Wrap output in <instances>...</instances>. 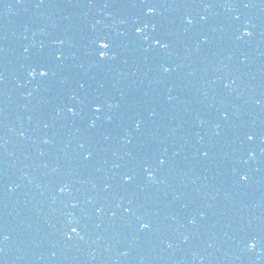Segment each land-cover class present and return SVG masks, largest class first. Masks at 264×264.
<instances>
[{"label": "water", "instance_id": "water-1", "mask_svg": "<svg viewBox=\"0 0 264 264\" xmlns=\"http://www.w3.org/2000/svg\"><path fill=\"white\" fill-rule=\"evenodd\" d=\"M0 264H264V74L122 93L0 14Z\"/></svg>", "mask_w": 264, "mask_h": 264}, {"label": "snow or ice", "instance_id": "snow-or-ice-1", "mask_svg": "<svg viewBox=\"0 0 264 264\" xmlns=\"http://www.w3.org/2000/svg\"><path fill=\"white\" fill-rule=\"evenodd\" d=\"M144 3H145L146 5H148V6H147V12H148L149 14H152V13H155V12H156V7L152 4V0H144ZM188 22L191 23L192 21L189 20ZM136 31H137V32H141L142 29L138 27V28L136 29ZM244 33H245L246 35H251V32L249 31L248 28H245V29H244ZM96 43L98 44V47H99V49H100L98 55H99L101 58H105V57H107V56L109 55L108 49L111 47L110 43H109L106 39H104L103 37H101L100 39H98V40L96 41ZM155 43L158 44V45H160L161 47H167V45H166V44H162L161 41H160L159 39H156V40H155ZM167 70H168V69H165V71H167ZM36 74H37V70H35V69L32 70V72L30 73V75H33V76H35ZM47 74H48L47 69H45V68H43V67H41V68L39 69V75H40L41 77H44V76H46ZM95 108H96L97 111H99V110H100V105H95ZM68 111H69V112H75V108H74V107H70V108H68ZM247 139H248V140H252V139H254V135H252V134H248V135H247ZM205 155H207V153H205ZM148 175H149V176H152L153 173L149 172ZM241 178L246 180V179H247V176L244 175V176H242ZM124 180H126V181H127V180H131V176H127V175L124 176ZM61 191H64V189H61ZM140 226H141L142 228H148V227H149V225H148L147 223H142ZM71 232H72V233H76V232H77V228H76V227H72V228H71ZM5 239H7V237H5ZM248 247H249L250 249L255 248V247H256L255 242H254V241L250 242L249 245H248Z\"/></svg>", "mask_w": 264, "mask_h": 264}]
</instances>
